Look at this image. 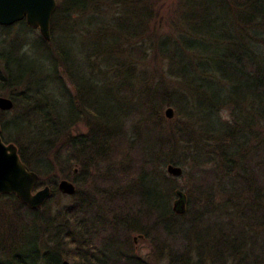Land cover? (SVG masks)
<instances>
[{"label":"trees","instance_id":"16d2710c","mask_svg":"<svg viewBox=\"0 0 264 264\" xmlns=\"http://www.w3.org/2000/svg\"><path fill=\"white\" fill-rule=\"evenodd\" d=\"M56 1L49 42L24 20L9 51L13 26H0V77L13 79L2 85L30 110L1 137L52 190L39 209L1 197L27 222L0 240V264H264V0H181L178 16L162 0ZM74 167L75 203L54 211L58 173ZM90 181L98 209H124L110 234L82 191Z\"/></svg>","mask_w":264,"mask_h":264},{"label":"water","instance_id":"95a60500","mask_svg":"<svg viewBox=\"0 0 264 264\" xmlns=\"http://www.w3.org/2000/svg\"><path fill=\"white\" fill-rule=\"evenodd\" d=\"M57 8L56 0H0V26L10 27L26 20L27 24L38 30L42 38L51 40V21ZM14 104L11 100L0 98V109L9 111ZM168 119L174 117V110L168 108L165 112ZM167 172L174 177L183 174L182 168L174 165L167 166ZM39 176L26 166L14 144H6L1 137L0 129V200L3 195H15L22 204L30 209L41 208L51 197L52 190L45 186L36 190ZM58 190L67 196L76 194L75 185L69 180H62ZM177 199L173 210L178 215L186 212V195L177 191ZM63 264H69L64 261Z\"/></svg>","mask_w":264,"mask_h":264},{"label":"rangeland","instance_id":"374dc122","mask_svg":"<svg viewBox=\"0 0 264 264\" xmlns=\"http://www.w3.org/2000/svg\"><path fill=\"white\" fill-rule=\"evenodd\" d=\"M162 1H163V6L165 5L164 13H163L164 16H178V14L180 15V12L183 9V8H181V0H162ZM106 5H110V3H107ZM105 9H106V11L109 10V8H107V7H105ZM22 30H23V28L20 25H13V27L10 29V34H9L10 38L8 39L9 51H11L13 46H15V44L13 43L14 41L19 42V41L22 40V37H21V36H23L22 35ZM37 31H35V33L33 32V34H31V35L37 37L38 34H39V31L38 32ZM3 33H4V31L2 29H0V41L4 40L5 36L2 35ZM2 52L5 53L6 51H3L2 47H0V54H2ZM7 52H8V50H7ZM3 66H4V61L0 60V70L1 71H3ZM167 109L168 108H166L164 110V112H163L165 117H166L165 112H166ZM20 114H21V111H17V115H20ZM25 116H26V121H29L28 118L30 116V110L27 109V114ZM21 118L16 119V120H20ZM30 122H31V119H30ZM87 131H88V129L86 128V126L83 123H81V124H78V126L74 129V134H76V135L85 134ZM178 167H180V166H178ZM180 168H182V170H183V167H180ZM91 171H92L93 179L98 174H100L99 170L97 168H95L94 166H91ZM164 171L168 174L167 166L164 167ZM74 173L76 175H74ZM58 174H59L58 184L62 180H69L75 185L76 189H77V185L75 184L74 181L76 179H78V180L82 179V175L79 172V168H77V167H74L72 169L71 174H65V173H63L61 171H59ZM169 176H171V175H169ZM182 176L176 177L177 178V182H178L176 185L179 186L180 189L183 188L182 186H184L186 184V180H187L185 177L183 178ZM172 177H174V176H172ZM119 180H121V179L119 178ZM187 184H188V180H187ZM44 187H45V185H43L40 188H36L35 191L40 190V189H42ZM82 187H83L82 191L87 194L86 196L90 197V199H92L93 207L91 208V210L93 209L92 210L93 214L99 213V215L102 218H103V216H106V219H107V221L105 222L106 223V228H107V231L110 234L112 232L111 229L113 227H115V226H112L113 225V222H112L113 220L112 219L115 216V214H116V217H117V216H119L122 213V211H124L123 207L120 206L117 209H109V207H107L108 209L106 208V210H105L101 206V208L103 209L101 211L96 206L100 207V204L103 203V201H102V197L103 196L101 195L102 197H97L98 196V192H95V188L94 187H93V191H92V182L90 181L86 185H83ZM57 188H58V186H57ZM180 189L177 190V191H180ZM184 191L186 192V190H184ZM176 199H177V196L171 202L172 208L174 207V203H175ZM74 203L75 202L73 200V196L64 195V194H62L59 191L58 194L56 195V197L52 200V202H50V204H48V206L52 210H54V211L57 210L58 211V210L63 209L64 207L71 206ZM104 206H106V205L104 204ZM26 222H27V214H26L25 210H22V209L14 210L8 204H5L4 207L1 206L0 207V240H5V238L8 240L9 237H10L11 230H13L14 228H17L21 232V228L26 225ZM7 225L11 226V229ZM117 234H119V236H120L119 238L122 239L125 233L123 234V232H122L121 234L120 233H117ZM140 235L136 234V233H133V236H132L133 242L135 244L136 252L138 254L142 255L143 257H147V256H149V254H150V256H152V254H151L152 253V247L154 248V245L152 244L150 239L143 238L142 235L141 236ZM10 241L11 240L8 241L10 243V245H13L15 240L11 241V242ZM152 257H153L154 261L159 262L160 259H159L158 255L154 256V253H153ZM5 258H10L8 253L5 256Z\"/></svg>","mask_w":264,"mask_h":264},{"label":"flooded vegetation","instance_id":"af4514ba","mask_svg":"<svg viewBox=\"0 0 264 264\" xmlns=\"http://www.w3.org/2000/svg\"><path fill=\"white\" fill-rule=\"evenodd\" d=\"M13 79L11 77H0V98H6L9 99L13 102L14 106H15V96H18V94H14L12 91V87L11 86H3L4 82L7 83H12ZM3 84V85H2ZM4 91V92H3ZM17 111L14 109H11L9 111L6 110H1L0 109V129H1V133L4 130H13L14 126L16 125V123L18 122V120H16V116H17ZM27 114V110H24V112L21 114L22 118Z\"/></svg>","mask_w":264,"mask_h":264}]
</instances>
